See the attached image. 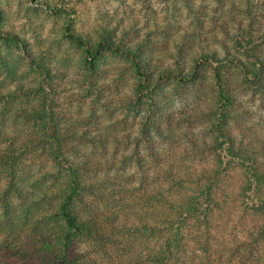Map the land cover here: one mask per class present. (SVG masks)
<instances>
[{
	"label": "clouds",
	"instance_id": "1",
	"mask_svg": "<svg viewBox=\"0 0 264 264\" xmlns=\"http://www.w3.org/2000/svg\"><path fill=\"white\" fill-rule=\"evenodd\" d=\"M0 13V244L43 229L75 264H264V0Z\"/></svg>",
	"mask_w": 264,
	"mask_h": 264
},
{
	"label": "trees",
	"instance_id": "2",
	"mask_svg": "<svg viewBox=\"0 0 264 264\" xmlns=\"http://www.w3.org/2000/svg\"><path fill=\"white\" fill-rule=\"evenodd\" d=\"M140 51L143 53L145 49ZM0 264H75L73 239L65 237L61 250L57 238L42 230L38 241L29 242L23 248L0 244Z\"/></svg>",
	"mask_w": 264,
	"mask_h": 264
},
{
	"label": "rangeland",
	"instance_id": "3",
	"mask_svg": "<svg viewBox=\"0 0 264 264\" xmlns=\"http://www.w3.org/2000/svg\"><path fill=\"white\" fill-rule=\"evenodd\" d=\"M33 3H35V0H33ZM3 19H4V17H3V14L2 13H0V22H2L3 21ZM26 47H27V45H25ZM149 46L150 47H154V45H152V42L151 41H149ZM5 63H7V59L5 58ZM43 229H38V231H42Z\"/></svg>",
	"mask_w": 264,
	"mask_h": 264
}]
</instances>
